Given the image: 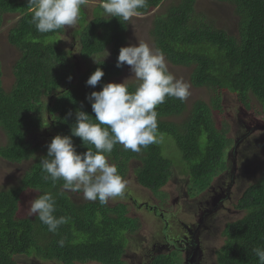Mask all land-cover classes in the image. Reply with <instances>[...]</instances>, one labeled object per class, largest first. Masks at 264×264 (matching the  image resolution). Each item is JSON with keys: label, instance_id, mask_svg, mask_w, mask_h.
Returning <instances> with one entry per match:
<instances>
[{"label": "trees", "instance_id": "trees-1", "mask_svg": "<svg viewBox=\"0 0 264 264\" xmlns=\"http://www.w3.org/2000/svg\"><path fill=\"white\" fill-rule=\"evenodd\" d=\"M163 1L147 0L146 7L140 9L142 15ZM174 1L164 14L157 16L151 31L154 47L162 49L172 64L191 69L192 86L215 93L212 105L198 101L188 109L185 100L166 98L156 109L158 142L141 148L140 152L125 150L117 144L110 161L117 165L122 177L132 160L139 161L141 165L135 171L137 182L155 194L172 178V168L184 161L195 196L210 188L213 179L226 168L223 159L230 140L215 127L211 112L221 111L218 99L222 93L237 96L247 111L253 109L250 95L264 108V0H213L234 7L240 22L239 37L215 28L205 16L197 14L196 0ZM28 6V0H0V28L6 15L19 16L9 31L8 41L21 52L14 68L15 84L9 91L3 87L0 67V128L7 136L0 157L12 164L32 161L17 187L0 192V264H16L13 259L17 256L58 264H124L127 236L139 229L138 220L128 215L123 204L101 205L98 200L76 203L69 191L62 189V179L55 186L51 179L45 181L40 159L47 156L50 142L34 144L30 137L48 127L56 132L49 135L51 141L57 135H71L77 111L86 112L95 122L87 97L121 77L124 67L116 65L129 22L105 15L99 3L89 23L87 13L81 8L79 19L84 24L79 33L81 59L90 66L77 77V63L71 51L59 47L64 28L40 33L31 23L33 13ZM107 48L112 52L111 61L98 60L100 65L92 61ZM97 67L105 75L93 88L86 82ZM137 86L129 85V91L134 92ZM187 113L189 117L184 123L172 121ZM166 141L178 151L167 152ZM73 142L78 153L87 151L80 138L73 137ZM37 190V197L52 192L56 197L54 215L69 218L56 234L49 232L36 216H20L23 195ZM235 208L244 214L228 222L224 231L227 240L218 252L216 263L260 264L253 248L264 247V174L243 192ZM60 239L65 241L63 247L57 243ZM201 249L197 227L187 245L152 257L149 264H181L182 253L193 250L197 258L188 262L201 264Z\"/></svg>", "mask_w": 264, "mask_h": 264}, {"label": "rangeland", "instance_id": "rangeland-1", "mask_svg": "<svg viewBox=\"0 0 264 264\" xmlns=\"http://www.w3.org/2000/svg\"><path fill=\"white\" fill-rule=\"evenodd\" d=\"M99 3L100 0H87V4L83 6L89 23ZM173 3H175L174 0H164L159 7L149 13L128 20L125 47L133 44L138 46V41H141L155 48L151 31L155 26L157 16L164 14ZM194 8L197 14L205 16L207 22L212 23L215 28L226 31L230 36L239 37L240 22L231 5L213 0H196ZM18 19L17 15H6L0 28V67L3 73V87L6 91L12 89L15 84L14 68L21 57L20 50L8 41L9 31ZM83 25L79 19L75 26L64 28L65 31L59 36V47L71 51L77 63L75 73L77 77L90 66V63L84 62L79 54V37L76 35L80 33ZM107 51L110 53L107 58H105V52L100 57L93 58L92 61L104 59L111 61V50ZM166 61L169 71L177 79L183 78L191 85L190 95L185 100L188 109H191L192 105L198 101L212 105L215 93L205 88L192 86L191 69L176 66L167 58ZM132 77L130 66L125 65L121 77L109 83H122L126 79H129L128 84L140 83ZM250 98L253 109L247 111L237 96L222 93L218 99L221 102V111L216 112L212 109L213 123L218 130L226 134L230 145L223 159L226 164L225 170L213 179L210 188L203 193L193 196V187L190 183L188 168H186L187 164L185 163L184 166V161L180 160V164L172 168V178L160 193L156 194L143 188L137 182L135 171L141 163L132 160L128 164L123 176L128 181L123 196L110 199L107 203L110 206L125 205L128 215L138 220L139 229L127 236L128 242L122 257L124 264H149L152 257L175 251L176 246L180 247L184 243L187 245L197 227H199V247L201 245L203 249H201L200 263L217 264L218 252L227 240L224 231L228 222L238 220L244 214L236 212L235 205L243 192L264 174V108L253 95H250ZM188 117L187 113L172 121L184 123ZM51 130L48 127L39 133H34L30 137L31 142L34 144L51 142L49 135L56 133L54 130L52 133ZM6 142L7 136L0 128V148ZM166 149L167 152L171 149L178 151L169 142L166 144ZM168 154L170 156L171 152ZM31 165L32 161L12 164L0 157V192L17 187ZM69 193L76 203L91 202L85 200L83 194L78 195L70 191ZM37 195L35 191H28L23 195L20 216L33 217L29 215V203L36 199ZM188 255L190 252L182 253L181 264H188ZM196 258V254H193L192 262H195ZM13 260L16 264H58L26 256H17Z\"/></svg>", "mask_w": 264, "mask_h": 264}, {"label": "clouds", "instance_id": "clouds-1", "mask_svg": "<svg viewBox=\"0 0 264 264\" xmlns=\"http://www.w3.org/2000/svg\"><path fill=\"white\" fill-rule=\"evenodd\" d=\"M28 3L33 13L31 23L40 33H48L75 26L87 0H28ZM146 4L147 0H100V8L105 15L123 21L141 16L140 9ZM126 34L127 31L116 67L130 66L132 78L140 82L135 91H129V85H135L128 84L129 79L122 83H107L101 91H93L87 99L95 114V122L86 112L77 111L71 135L55 136L47 145V156L40 159L41 170L46 173L43 176L45 181L51 179L55 186L56 181L62 179L63 190L83 192L85 200H98L101 205L122 197L128 184L119 174L117 165L110 161L114 146L121 144L125 150L140 152L141 148L157 143L160 138L158 105L169 97L183 102L190 95L191 85L169 71L162 49L141 41H138V46L125 47ZM109 49L105 51V58L110 55ZM79 54L81 57V47ZM104 75L102 68L97 67L87 85L95 88ZM73 137L82 140L86 152H77ZM29 205V215L36 216L49 232L56 234L58 228L68 222V217L57 218L54 215L56 197L52 192L40 194ZM57 243L63 247L65 241L60 239ZM253 252L260 264H264V247H255Z\"/></svg>", "mask_w": 264, "mask_h": 264}, {"label": "flooded vegetation", "instance_id": "flooded-vegetation-1", "mask_svg": "<svg viewBox=\"0 0 264 264\" xmlns=\"http://www.w3.org/2000/svg\"><path fill=\"white\" fill-rule=\"evenodd\" d=\"M176 247H178V246H176ZM175 249H176V248H175ZM193 253H194V250L190 252V255H188V256H189V260H188V261L191 260V258H192V256H193ZM188 264H190V262H188Z\"/></svg>", "mask_w": 264, "mask_h": 264}]
</instances>
